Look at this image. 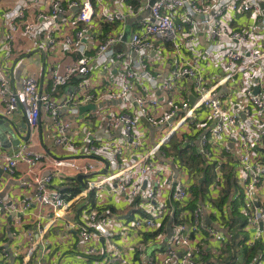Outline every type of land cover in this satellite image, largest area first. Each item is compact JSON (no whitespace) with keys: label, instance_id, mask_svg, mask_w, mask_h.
Masks as SVG:
<instances>
[{"label":"built area","instance_id":"built-area-1","mask_svg":"<svg viewBox=\"0 0 264 264\" xmlns=\"http://www.w3.org/2000/svg\"><path fill=\"white\" fill-rule=\"evenodd\" d=\"M31 1L37 5L41 0ZM122 1H133L139 11H147V15L141 30L130 35L126 43L128 52L118 54H113L112 48L122 41V34H108L101 39L92 54L87 53L85 40L92 30L94 17L104 23L124 22L126 18L123 12L107 7L96 11L95 4L99 0H50L46 12H37L33 21H25L21 26L25 13L23 5L15 4L4 13L12 32L20 28L23 35L30 36L39 31L44 36L45 47L50 49L54 44L53 21L66 11H76L71 21L74 32L65 35L61 42L64 50L77 56L75 63L68 66L63 75L56 70L50 73L49 92L40 89V80L35 74L23 76L19 87L12 90L11 81L0 66V100L5 116L12 115L18 109L22 110L30 133L38 126L42 115H50L54 145L65 146L75 154L82 149L80 152L104 161L101 168L103 175L96 180L92 178L94 166L90 163L79 165L63 159L51 161L53 169L70 167L76 174L82 175L83 179H87L80 194L68 200L52 187L55 171L45 175L33 174L44 160L43 154L33 150L27 140L20 141L9 152L1 148L0 140L1 172L12 177L22 164L32 178L30 182L20 183L24 190L30 188L31 184L33 189L26 190L20 203L11 207L12 211L23 215L31 204H38L59 212L69 208L80 197L90 198L93 194L99 201L106 188H109L113 196L121 193L127 194L131 200H137L139 207L135 209L133 219L125 220V224L119 226L114 219L100 211V205L96 204L94 208L83 209L79 218L65 222L67 229L77 232L83 253L91 259L90 264H204L206 245L201 241L217 236L215 229L207 224L209 214L215 216L220 227L246 230L250 235L247 242L250 247L254 248L257 240L264 244V202L259 200L264 191V156L256 151L264 150V122H261L264 120V81L261 79L264 76V0H155L152 5L150 0ZM229 14H249L250 26L254 27L245 30L239 24H232L227 19ZM192 15L201 16L198 25L204 29L208 38L207 53L222 60L225 74L217 83L208 84L209 80L200 68L202 58L199 53L184 64L174 62L165 78L155 74L144 58L155 41L169 42L174 52L180 50L182 40L193 41L196 24L190 22ZM178 18L179 23L176 24ZM187 24L190 25L188 31L185 28ZM109 64L119 68V82L113 87H105L101 93L89 92L87 81H82L76 91L64 100L57 101L52 97L53 93L74 77L82 76L84 80L93 67L104 69ZM254 67L260 72V79H255V88L259 90L255 93L252 86L246 87L243 103L235 108L225 107L219 91L221 85ZM186 81L191 83L193 103L179 95L186 87ZM135 83L141 84L144 92L136 90ZM156 90L164 92L163 101L153 96ZM104 99L121 100L124 110H127L108 117L112 119V124L120 126L121 134L115 138L89 141L83 147L69 141L66 137L70 123L59 117V110L64 109L66 114L78 116L80 107ZM162 106V112L156 113ZM140 118H143L145 125L163 130L151 146H148L138 128ZM248 126L256 127L259 131L261 129L260 139L252 136ZM3 133L5 141L13 145L16 134ZM182 133L191 134L192 139L188 142L196 148L197 155L202 159L199 168H204V171L208 169V180L212 182L211 188H208L210 184L206 186L207 189L199 199L193 197L192 186L201 176L200 173L196 176V171L195 174L186 170L185 167L195 168L182 163L178 158V169H171L170 163L165 161L166 154L161 151L162 147L171 142V138L181 141ZM224 137L233 141L237 149L228 166L234 182L239 186L236 197L241 202L239 211L245 218L241 225H237L231 205H220L223 196H227L228 200H237L234 196L230 197L232 193L225 194V180L223 186L221 175L223 171H228L223 165L225 159H216L214 149L210 146V140ZM125 148H129V152L132 150L138 158L131 163H121L126 157ZM120 164L125 167L120 169ZM180 173L190 178L194 176V182L184 183L179 177ZM165 191L168 192V205L159 197V193ZM193 198L196 203L190 211L188 206ZM206 201L207 206L204 205ZM140 209L146 214H139ZM0 212H9L4 202H0ZM116 227L125 234L131 232L138 237L143 234L160 237L159 241L163 240L162 246L158 249L152 238L135 248L120 245L115 238ZM26 234L31 236L30 233ZM230 243V253L226 252L230 249L228 246L225 248L227 243L218 246L215 257L222 263L234 262L231 257L237 256L240 246L237 248L234 240ZM35 248L36 243L29 249L30 255L33 256ZM149 248H153L151 253H147ZM259 249L261 251L262 248ZM6 250V246L0 248V260L8 263L9 254ZM262 253H256L250 264H264ZM21 264H27V260ZM37 264L42 263L37 260Z\"/></svg>","mask_w":264,"mask_h":264},{"label":"crops","instance_id":"crops-1","mask_svg":"<svg viewBox=\"0 0 264 264\" xmlns=\"http://www.w3.org/2000/svg\"><path fill=\"white\" fill-rule=\"evenodd\" d=\"M49 1L50 0H41L39 4L35 5L31 0H0V66L11 81L10 86L12 90L19 87V83L23 76L35 74L40 80V89L49 92L51 83L50 73L56 70L59 74L63 75L67 71L68 66L74 64L77 59L76 55L70 54L61 46L62 38L65 35H72L74 32L71 21L75 15V10L66 11L53 21L52 38L54 44L50 49L45 47L44 36L41 32L35 31L30 36L23 35L20 28L12 32L10 30V22L3 16L4 13L15 4L23 5L25 7V13L19 25L21 26L25 21H33L37 12H46L48 10ZM151 1L152 0H150V2ZM103 7L123 12L126 15L125 21L104 23L97 17H94L92 30L85 40L87 53L92 54L97 44L108 34H122L123 36L122 41L112 48L113 54L127 53L128 48L126 43L132 33L141 30L147 11H139L138 5L133 1L99 0V3L95 4L96 11L101 10ZM141 14H143L144 17L142 20H137V17ZM200 19L201 16L199 15H192V17H190V22L196 24L193 30L194 39L191 42L182 40L178 52H174L167 41H155L152 43V47L146 52L144 58L155 74H159L162 78H165L174 62L178 61L184 64L198 53L201 54L200 57L202 58L200 68L203 71L202 73L209 80V85L215 82L217 83L225 74L221 58L207 53V46L209 44L208 38L204 29L198 25ZM227 19L232 24H239L240 27L245 30H248V27H254L250 26L251 16L249 14H229L227 15ZM224 20L226 21V19ZM176 21V24H178L179 18ZM185 28L188 31L190 25L187 24ZM259 35H261L260 32ZM125 36L126 40L124 41L123 39ZM255 79H260V72H258L257 67L250 68L248 72L235 75L232 77L231 81L222 84L219 91L222 94L221 101L224 106L235 108L236 105L243 103L245 101L243 91L246 87L252 86V90L256 93L259 89L255 88ZM261 79L264 81V76ZM82 81H87L89 92L101 93L105 87H113L119 82V68L114 64H109L104 69L93 67L87 78L85 77L83 80L82 76L74 77L59 91L53 93L52 97L57 101L64 100L69 94L76 91L77 85ZM135 88L138 91L144 92L139 83H135ZM179 95L182 98H188L189 102L190 98H193L194 94L189 81H186V87L184 86V90L181 91ZM153 96L157 97L159 101H163L165 98L164 92L159 90L153 92ZM162 109L163 106L158 108L156 113H161ZM3 110V104L0 100V116L8 120V122H4L0 118L1 136H4L3 132L11 133L13 132V128H17L20 136L25 137L26 126L22 110L18 109L10 116H5ZM125 111L127 110H124L121 100L104 99L80 107L78 116H70L66 114L64 109H60L58 113L60 118L66 119L70 123V129L66 138L83 147L89 143V141L118 137L121 134V130L119 129L120 126L112 124V119L109 120L108 117L111 115L114 117L116 113ZM261 122H264V120H261ZM52 125V116L42 115L38 126L31 130L30 136L26 141L33 150L44 156V160L39 165L38 170H35L33 174L45 175L55 171L56 173L53 174L52 177V187L60 191L64 198L70 200V198L80 194L84 189V185L87 183V179L84 177L82 186L77 180V176L80 174H76L74 169L70 167L53 169L51 161L54 159H63L72 160L79 165L90 163L94 166V170L91 172L94 180L102 177V172L104 171H101V168L104 161L80 152L82 149H80V151L77 150L79 152L75 154L65 146L54 145ZM138 128L145 136L148 146L153 145L155 143L154 141L157 140L163 132L162 128H153L145 125L143 118L139 119ZM248 129L254 138L257 140L260 139L261 129L259 131L256 127L252 126H248ZM262 130H264L263 124ZM194 133L197 134L198 131H194ZM190 136L191 134L182 133L181 141L171 138V142L161 148V151L166 154L165 161L170 163L171 169H178L176 160L177 158L180 160L178 153L187 150L185 155H191L187 153H191L192 149L196 151V148L188 142L189 139H192ZM210 143V146L212 145L214 149L215 158L218 160L225 159V164L223 165L228 171H223L221 175L223 186L225 180L224 191H226L227 178L229 177L230 180H233V175L229 171L230 168L228 165L230 163V158H234L237 152L236 144L233 141L227 140L226 137L210 140ZM12 146L13 145L7 143L5 139L1 142V148H3V150L11 152L14 148V146ZM59 148L62 150H58ZM256 151L258 154H263L264 156V150L256 149ZM62 152L64 154L60 155ZM132 152V150L129 152V148H125L124 156L126 157L121 160V163H125L126 161L127 163H131V161H135L138 157ZM57 153L59 155H57ZM67 153H70V155ZM190 163H193V161ZM123 165L124 164H120V169L125 167V165ZM185 168L186 170H191L195 174L197 172L196 176H199V173L201 175L192 186L193 197L196 198L195 187L201 185L204 180H206V186L208 187L210 184L208 188H211V179L208 180L205 172L202 173V168H199V165L198 167H194L195 169ZM203 174L205 177L199 182ZM179 177L186 184L194 182V176L190 178L188 175L180 173ZM24 181L30 182L32 178L30 174H28L27 168L22 164L19 165L16 174L12 177H8L0 171V202H4L9 208L8 213L0 212V248L6 246V252L9 254V262L5 263L0 260V264H21L22 261L26 260L27 264H37V260L42 264H90L91 259L83 253L77 232L67 229L65 227V222L79 218V215H82L83 209L90 207L94 208L96 204L100 205V211H103L110 216V218L114 219L113 221L119 226L120 224H125V220H132L135 209L139 207L137 200H131L127 194L120 193L117 196H113L109 188H106L99 201L91 194L90 198L89 196L80 197L77 201H73L69 208L59 212L54 211L48 206L31 204L29 210L23 213V215L22 213L16 214L12 211L11 207L20 203L26 190H30V188L33 189V184H31L30 188L26 187V190L21 188L20 183ZM77 186H79L80 190L77 194L73 195V191ZM207 187L205 188L207 189ZM238 190L239 186L235 182V187L230 197L234 196L237 200L227 199L226 202L220 203V205L226 203L231 205L234 216L236 217L235 219L237 220V225H241L245 222V218L239 211L241 202L238 200L239 198L236 197ZM167 194V191H165V193H159V197L164 200L166 205L169 203V199L166 197ZM227 194L229 193L227 192L226 195ZM239 197L241 198V196ZM259 200L260 202H264V191L261 192ZM195 203L196 201L193 198V201H191L188 206L190 211L194 209ZM87 204L89 206H87ZM204 205L207 206V201ZM231 206L229 207L231 208ZM138 212L142 214L143 211L140 209ZM143 213L146 214V212ZM207 224L215 229L217 236L210 238V240L201 241V243L206 245V253L203 257L204 264H250L252 257L256 253L264 252V244L259 240L255 242L254 248L247 245V242L250 240V235L246 230H238L235 227L229 230L228 226L220 227L215 216L210 214L207 217ZM115 229L117 231V235L115 236L116 240L119 241L120 245L128 248H135L140 243L145 244L149 238L154 239L158 249L163 243V240L159 241L161 240L160 237H152L150 234H143L141 237H138L131 232L125 234L119 227ZM26 233H30L31 236L28 237ZM41 235H43L42 239H40ZM204 235L206 234L204 233ZM239 237H242L240 241H238ZM232 240L235 241L237 248L240 246L237 256L234 258V262L226 261L222 263V261H219L215 257L218 246L227 243L225 246V248H227V246L232 245L230 243ZM34 243H36V248L32 256L30 255L29 249ZM258 248H262L261 251L260 249L258 250ZM152 250L153 248H149L147 253H151ZM263 258L264 255L262 256V259Z\"/></svg>","mask_w":264,"mask_h":264},{"label":"trees","instance_id":"trees-1","mask_svg":"<svg viewBox=\"0 0 264 264\" xmlns=\"http://www.w3.org/2000/svg\"><path fill=\"white\" fill-rule=\"evenodd\" d=\"M186 151L187 150H184L182 153H178V156L180 158V161L182 163H185V164H189L191 165L193 168L194 167H198V165L200 163H202V159L199 155H197V152L194 151V149L191 150V153H187V154H191V155H185L186 154ZM182 156H180V155ZM187 160H190V161H187ZM190 164V162H192ZM205 172V175L206 177L208 178L209 177V172H208V169L206 171H204V168H202V173ZM226 191H225V194L228 192V193H231L233 190H234V187H235V182L233 180H230V178L228 177L227 178V182H226ZM205 187H206V180H204L201 185H197L195 187V194H196V198L199 199L203 196V192L205 191ZM79 186L76 187V189L73 191V195L74 194H77L79 192ZM201 194V195H200ZM227 201V196H223V198L221 199L220 203H223V202H226ZM230 247V249H228L226 252L227 253H230V250H231V246H228ZM251 255V254H250ZM230 259V258H228ZM231 259H234L231 257Z\"/></svg>","mask_w":264,"mask_h":264},{"label":"water","instance_id":"water-1","mask_svg":"<svg viewBox=\"0 0 264 264\" xmlns=\"http://www.w3.org/2000/svg\"><path fill=\"white\" fill-rule=\"evenodd\" d=\"M153 2H154V1L152 0V1L150 2V5H152ZM123 40H124V41L126 40V36L124 37ZM190 103H193V98H192V97L190 98ZM0 118H1L2 121H4V122H8V120H7L6 118H3L2 116H0ZM25 126H26L25 137H21V136L18 134L16 128H13V129H12L13 132L16 134V139L13 140V142H12L13 146H16L20 141H26V140H28V137H29V135H30V128H29V126H28L27 123H25ZM4 137H5V136H1V134H0V140H1L2 142L4 141ZM0 171H1V170H0ZM204 177H205V175L203 174V176H202V178L199 180V182H201V181L204 179ZM77 180L82 184L83 176H82V175H78V176H77ZM82 186H83V184H82Z\"/></svg>","mask_w":264,"mask_h":264},{"label":"rangeland","instance_id":"rangeland-1","mask_svg":"<svg viewBox=\"0 0 264 264\" xmlns=\"http://www.w3.org/2000/svg\"><path fill=\"white\" fill-rule=\"evenodd\" d=\"M144 17V15L143 14H141V15H139L138 17H137V20H142V18ZM58 150H62L61 148H59ZM64 153L62 152V154H60V155H63ZM68 155H70V153H67ZM57 155H59L58 153H57Z\"/></svg>","mask_w":264,"mask_h":264}]
</instances>
